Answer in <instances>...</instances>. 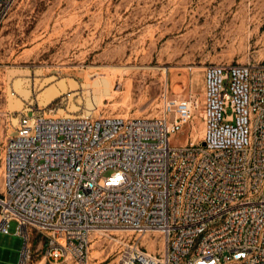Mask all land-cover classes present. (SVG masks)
<instances>
[{
  "label": "built area",
  "instance_id": "obj_1",
  "mask_svg": "<svg viewBox=\"0 0 264 264\" xmlns=\"http://www.w3.org/2000/svg\"><path fill=\"white\" fill-rule=\"evenodd\" d=\"M17 0H0V28ZM32 104L0 141V233L46 237L45 257L86 264L92 233H158L118 264H264V65L204 68L203 135L172 147L197 99L161 97L154 118L60 117ZM228 111L230 113H228Z\"/></svg>",
  "mask_w": 264,
  "mask_h": 264
},
{
  "label": "rangeland",
  "instance_id": "obj_2",
  "mask_svg": "<svg viewBox=\"0 0 264 264\" xmlns=\"http://www.w3.org/2000/svg\"><path fill=\"white\" fill-rule=\"evenodd\" d=\"M235 64L264 65V0H17L0 28V141L30 104L47 113L63 99L60 117L154 118L166 94L197 99L191 122L169 140L184 146L203 135L204 68ZM48 88L55 95L44 102ZM132 242L162 251L158 233L95 232L86 264H118ZM28 245L22 264H59L45 257L43 234L31 232ZM23 246L13 230L0 233V264H19Z\"/></svg>",
  "mask_w": 264,
  "mask_h": 264
},
{
  "label": "bare ground",
  "instance_id": "obj_3",
  "mask_svg": "<svg viewBox=\"0 0 264 264\" xmlns=\"http://www.w3.org/2000/svg\"><path fill=\"white\" fill-rule=\"evenodd\" d=\"M21 82H15L14 84V89L16 90V92L20 95L21 98H23L24 100L28 99L30 92L27 89H24L21 86ZM55 95V91L52 88H48L46 89L43 93H42V99L44 102H47L49 99H51L53 96ZM50 105V104H49ZM11 110H15V111H19L22 109V103L21 101H11V106H10ZM17 122V120H16ZM102 233V231H97L96 233Z\"/></svg>",
  "mask_w": 264,
  "mask_h": 264
}]
</instances>
